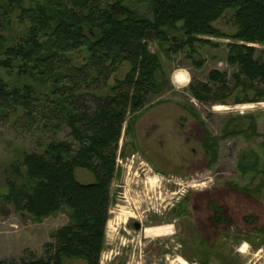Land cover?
I'll return each instance as SVG.
<instances>
[{
    "label": "rangeland",
    "instance_id": "rangeland-1",
    "mask_svg": "<svg viewBox=\"0 0 264 264\" xmlns=\"http://www.w3.org/2000/svg\"><path fill=\"white\" fill-rule=\"evenodd\" d=\"M70 1L74 3H60L76 9ZM124 1L141 16H151L147 4ZM46 2L30 0L25 8H61ZM234 13L227 9L212 23L223 37H202L208 43L196 44L191 54L174 52L171 41L161 47L156 41L148 44L168 86L149 97L143 109L125 116L98 264H264V83L239 75L227 63L226 45L242 44L230 39L237 32ZM25 18L20 11H0L7 44L27 38L31 22ZM249 46L255 48L253 59L264 64V46ZM128 69L122 63L105 81L91 70L81 48L56 59L42 77L36 72L31 78L20 75L17 67L0 71L8 87L33 89L26 103L10 99L7 111H0V261L46 257L57 248L55 233L71 224L66 208L36 221L4 201L8 180L24 183L23 153L44 156L50 144L75 145L65 109L94 110V99L110 96ZM54 71L69 73L57 89L51 85ZM211 72L222 78L209 80ZM202 85L212 92L201 91L205 98L198 100L190 87L199 90ZM74 177L82 184L94 182L83 169H76ZM63 264L86 261L64 258Z\"/></svg>",
    "mask_w": 264,
    "mask_h": 264
},
{
    "label": "trees",
    "instance_id": "trees-1",
    "mask_svg": "<svg viewBox=\"0 0 264 264\" xmlns=\"http://www.w3.org/2000/svg\"><path fill=\"white\" fill-rule=\"evenodd\" d=\"M73 1L70 3L76 9L63 6L60 0H48L47 4H59L61 8L44 4L32 10V5L25 8L30 0H0V11L5 14L20 11L31 22L27 38L18 45L7 44L2 33L8 31H0V71L12 72L17 67L20 75L31 78L36 72L42 77L43 70H49L56 59L81 48L88 53L91 70L105 81L122 63L129 69L111 87L110 96L94 99V110L65 109L64 117L75 145L50 144L44 156L23 153L24 183L8 180L4 201L13 203L17 211L36 221L66 208L71 224L55 233L57 248L46 257L18 263L0 261V264H63L64 258L99 263L125 116L143 109L149 97L160 95L168 86V80L161 79L164 76L159 58L149 52L150 42L156 41L161 47L171 41L174 52L186 49L191 54L196 44L208 43L202 37H223L212 23L225 10H235L237 32L230 39L242 44L226 45L227 63L235 66L239 75L264 83V64L253 59L255 48L249 46H264V0H138L149 6L150 17L141 16L124 0H102L104 5L97 0ZM167 31L177 32L179 39L170 37ZM68 69L73 70L71 66ZM51 73L55 89L61 78L69 76L63 71ZM221 78L216 72L209 75L213 82ZM238 79L239 76H234V80ZM199 90L190 87L192 96L198 100L205 98L201 91L204 95L212 92L205 85ZM32 92L28 86L8 87L0 77V111H7L4 105L10 99L26 103ZM208 142L204 138L205 149ZM76 169L89 172L94 182H78L74 177Z\"/></svg>",
    "mask_w": 264,
    "mask_h": 264
},
{
    "label": "flooded vegetation",
    "instance_id": "flooded-vegetation-1",
    "mask_svg": "<svg viewBox=\"0 0 264 264\" xmlns=\"http://www.w3.org/2000/svg\"><path fill=\"white\" fill-rule=\"evenodd\" d=\"M136 227H138V226H136Z\"/></svg>",
    "mask_w": 264,
    "mask_h": 264
}]
</instances>
